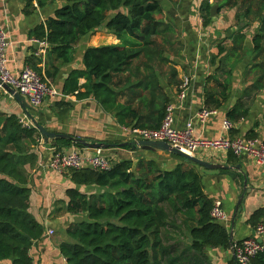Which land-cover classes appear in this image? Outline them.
<instances>
[{
	"label": "trees",
	"instance_id": "1",
	"mask_svg": "<svg viewBox=\"0 0 264 264\" xmlns=\"http://www.w3.org/2000/svg\"><path fill=\"white\" fill-rule=\"evenodd\" d=\"M166 1L67 0L33 33L50 45L44 76L38 62L36 72L44 81L54 82L61 67L73 62L81 40L105 29L121 44L87 48L83 69L70 74L63 95L94 99L125 129H159L171 105L169 89L183 82L177 60L185 50L178 27L160 18ZM213 1L219 11L234 10V26L241 28L227 38L229 46L218 45L204 109L224 108L232 98L234 71L248 60L243 73L246 88L227 113L236 124L249 116L264 93V0ZM53 3L39 0L38 6ZM212 8L210 0L200 6L205 27L212 22ZM81 79L86 81L83 86ZM56 107L67 110L72 103L60 100ZM260 125L257 122L255 127ZM40 137L18 116L0 112V264H34L30 251L44 234L29 212L32 189L26 170L37 163L32 149ZM244 139L257 140V134L253 131ZM51 142L55 152L80 148L73 140ZM174 157L178 163L172 169L141 156L136 162H115L109 171H68L75 184L107 188L111 193L88 198L69 191L66 211L87 218L66 229L68 239L60 244L66 264H213L208 249L240 245L243 241L231 244L229 232L212 217L215 202L205 192L199 167ZM258 213L248 221L252 226ZM251 264H264V253Z\"/></svg>",
	"mask_w": 264,
	"mask_h": 264
},
{
	"label": "crops",
	"instance_id": "2",
	"mask_svg": "<svg viewBox=\"0 0 264 264\" xmlns=\"http://www.w3.org/2000/svg\"><path fill=\"white\" fill-rule=\"evenodd\" d=\"M43 1L49 2V0ZM53 1V4H47L43 8L38 6L39 0H0V28L10 41L6 56L8 69L13 75H21L26 67H31L35 71L38 67L44 76L50 48L47 50L46 57L42 59L36 54L40 47L32 40L34 39V31L45 24L46 20L67 2V0ZM216 12L218 11L216 10ZM185 14L186 16H184ZM199 14H194L191 17L186 9L181 10L180 8L183 24L179 26L178 23L174 22L179 28L182 42L185 45L184 52L177 60L180 78L182 81L186 77L191 79L184 98L180 97L176 87L168 91L171 105L175 107L174 126L182 130L191 124L194 135L204 139L224 137L244 139L247 134L254 131L257 134V140L261 142L264 139V98L262 97L263 100H260L261 96H258L247 118L236 124L232 123L233 128L230 131H225L223 127L224 121L228 120V111L234 107L243 92L240 94V90L235 88L234 80L236 76L243 75L246 69L245 62L248 60L243 61L234 71L232 98L224 108L205 120L198 117L205 105L204 96L207 80L216 69L213 63L217 57L218 45L221 43L216 44V41L219 38L220 40L229 38L241 28L234 26V10L219 11L217 16H211L212 22L206 27L203 26ZM214 19H225L226 23L224 24L226 26H217ZM99 39H102L100 43ZM228 41L230 45V40ZM118 44H121V41L105 29L96 31L82 39L75 50L73 62L61 67L54 82L49 80L58 91V95L47 98L39 109L31 108L30 114L39 125L44 126L49 132L70 135L90 144L106 145V149L97 150H102L112 165L121 160L136 162L141 156H145L161 162L166 168L172 169L178 163L174 155L162 151L147 152L133 146L132 144H136L135 137L120 126L113 115L106 113L97 101L91 98L77 100L74 96L66 97L62 93L70 74L74 70L83 69V57L87 48ZM36 62H38L37 67L34 66ZM85 82L84 79H81L80 86H83ZM2 95L3 99L0 97V112L16 115L19 119L26 116L21 105L12 96H7L5 93ZM60 100L71 102L72 107L67 110L56 107V102ZM26 101L28 102V100ZM257 122L261 123L258 128L255 127ZM41 138L42 136L40 140ZM51 141L37 143L32 149V153L37 156V163L33 168L29 165L26 166L29 186L32 189L29 212L44 228L43 236L34 242L30 251V257L34 264H66L60 251L61 242L68 239L65 234L66 229L80 219L87 218L85 215H72L66 211L70 199L68 195L70 190H77L88 198L92 195L111 193V190L107 188L77 185L72 182L70 174L67 172L58 173L52 170L50 163L56 149ZM74 149L86 156L96 153L95 149H81L75 146L64 149V151ZM128 154L130 156H126ZM195 156L215 164L231 167L240 166V170L237 171L238 178L242 183L246 180L245 189L239 187L230 176L200 173L206 194L214 202H221L227 214V219L219 223L229 232L230 236H233V243L236 244L254 236L255 225L264 220V166L259 165L255 158L248 154L238 157L222 150H200ZM256 212L259 213L255 217V225L252 226L248 221ZM50 231L54 234L50 235ZM207 253L213 264H229L232 260L236 262L232 246L229 249H208ZM1 264H12V262L5 261Z\"/></svg>",
	"mask_w": 264,
	"mask_h": 264
},
{
	"label": "built area",
	"instance_id": "3",
	"mask_svg": "<svg viewBox=\"0 0 264 264\" xmlns=\"http://www.w3.org/2000/svg\"><path fill=\"white\" fill-rule=\"evenodd\" d=\"M33 43L40 47L37 56L44 59L47 50L50 48L46 40L34 38ZM10 46V41L4 31L0 28V91L9 86L18 92L23 98L28 100L31 108L39 109L49 97L58 95L57 90L49 81H44L33 68L26 67L19 76L13 75L8 69V60L6 50ZM191 79L186 77L178 87L181 98L185 97L186 90L189 88ZM175 107L170 105L167 109L166 116L162 125L156 130L126 129L135 137V141H155L165 142L182 152L194 155L200 150H222L226 153H233L236 156L248 154L255 158L257 163L264 166V145L259 140L232 139L229 137L219 139H204L194 135L191 124L185 129H177L174 126ZM216 111L203 109L198 117L201 120L209 118L216 114ZM20 123L25 127H35L34 123L27 117L23 116ZM225 131H230L233 124L230 120H225L223 124ZM44 142L41 138L39 143ZM111 161L102 152L97 150L95 155L86 156L80 151L74 149L71 151L54 152L50 168L58 173H66L70 170H83L85 168L96 171H109L112 168ZM212 217L218 221L227 219L221 202H215L212 210ZM50 235L54 232L50 231ZM237 264H251L252 260L258 255L264 253V220L257 225L254 230V236L245 239L240 245L232 246Z\"/></svg>",
	"mask_w": 264,
	"mask_h": 264
},
{
	"label": "water",
	"instance_id": "4",
	"mask_svg": "<svg viewBox=\"0 0 264 264\" xmlns=\"http://www.w3.org/2000/svg\"><path fill=\"white\" fill-rule=\"evenodd\" d=\"M218 9V6H214L211 10V16H214L216 14V10ZM5 91L9 93L22 107L23 111L25 112L26 116L34 123L35 127L41 134L44 142L48 143L50 140L55 139H68L73 140L74 142H78L80 144L81 149H106L107 146L104 144H90L87 143L84 140L76 139L70 135L65 134H56L49 132L44 126L39 125L31 116V106L28 104L25 98H23L18 92H16L14 89L10 88L9 86L4 87ZM136 147L141 148L143 150L147 151H162L169 153L174 156L181 157L192 164H195L199 167L200 172L205 175H227L230 176L239 187H243V189L246 188V180L242 183V181L238 178L237 171L240 170V166L231 167L228 165L223 164H215L213 162H208L201 160L197 158L194 155L187 154L185 152H182L176 148H173L171 145L165 143V142H155V141H145L140 140L137 141L135 144ZM230 243H233V236H230ZM235 258V255H234ZM236 260V258H235Z\"/></svg>",
	"mask_w": 264,
	"mask_h": 264
},
{
	"label": "rangeland",
	"instance_id": "5",
	"mask_svg": "<svg viewBox=\"0 0 264 264\" xmlns=\"http://www.w3.org/2000/svg\"><path fill=\"white\" fill-rule=\"evenodd\" d=\"M205 1V0H167L166 2H163L164 4V11H163V16H160V18L163 20H166V21H172L173 23L176 22L179 24V26H181L183 24V19H182V16H180V8L181 10L182 9H186V12L187 13H190V16L192 17V15L196 14L198 15L199 14V8L202 4V2ZM210 4L214 6H218L213 0H210ZM218 12H216L215 16L218 15L219 13V9H217ZM228 12V11H227ZM200 15V14H199ZM186 16V14L184 15ZM174 18V19H173ZM173 19V20H172ZM229 19H230V16H229ZM200 22L202 24V21L200 19ZM214 23L218 26V25H223V26H226V20L225 19H214ZM235 23V22H234ZM175 24V23H174ZM176 25V24H175ZM177 26V25H176ZM179 29V28H178ZM250 32V36H252L253 34V31H249ZM251 38V37H250ZM102 39H99V43ZM221 44H224L226 46H229V41L228 39H225V40H220L217 39L216 41V44L220 43ZM251 60V57H249V61ZM243 76V75H242ZM242 76H236L235 80H234V86L237 90H240V94L241 92L245 90V86L243 85L244 82H243V78L241 79ZM243 83V84H242ZM53 85V84H52ZM244 90H243V89ZM58 92V91H57ZM242 92V94H243ZM3 93L7 94V96H11L9 93H7V91L5 90H1L0 91V97L2 98L3 97ZM241 94V95H242ZM261 96L260 97V100H263L262 97L264 98V93L259 95ZM3 99V98H2ZM41 108V107H40ZM43 139V138H42ZM97 151V150H96ZM105 154V153H104ZM126 156H130L129 154L126 155ZM125 156V157H126Z\"/></svg>",
	"mask_w": 264,
	"mask_h": 264
}]
</instances>
